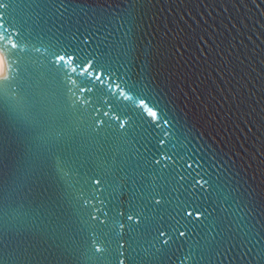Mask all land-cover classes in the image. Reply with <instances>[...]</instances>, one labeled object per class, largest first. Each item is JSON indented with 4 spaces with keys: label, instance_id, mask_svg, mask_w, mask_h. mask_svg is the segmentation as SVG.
<instances>
[{
    "label": "water",
    "instance_id": "95a60500",
    "mask_svg": "<svg viewBox=\"0 0 264 264\" xmlns=\"http://www.w3.org/2000/svg\"><path fill=\"white\" fill-rule=\"evenodd\" d=\"M0 264H264V0H0Z\"/></svg>",
    "mask_w": 264,
    "mask_h": 264
}]
</instances>
